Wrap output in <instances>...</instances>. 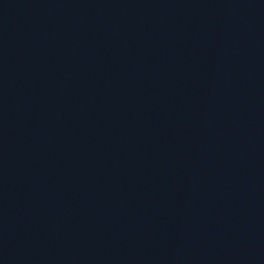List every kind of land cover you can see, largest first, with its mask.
<instances>
[{"label": "water", "instance_id": "water-1", "mask_svg": "<svg viewBox=\"0 0 264 264\" xmlns=\"http://www.w3.org/2000/svg\"><path fill=\"white\" fill-rule=\"evenodd\" d=\"M0 264H264V0H0Z\"/></svg>", "mask_w": 264, "mask_h": 264}]
</instances>
